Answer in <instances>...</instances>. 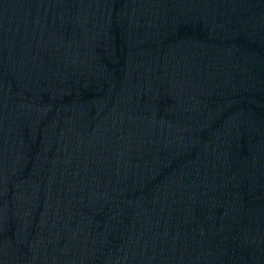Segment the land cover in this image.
<instances>
[{
  "label": "water",
  "instance_id": "1",
  "mask_svg": "<svg viewBox=\"0 0 264 264\" xmlns=\"http://www.w3.org/2000/svg\"><path fill=\"white\" fill-rule=\"evenodd\" d=\"M0 264H264V0H0Z\"/></svg>",
  "mask_w": 264,
  "mask_h": 264
}]
</instances>
